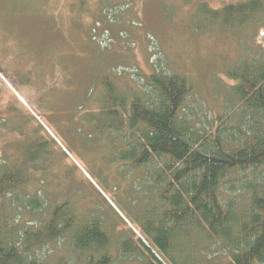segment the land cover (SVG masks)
<instances>
[{
  "label": "trees",
  "instance_id": "trees-1",
  "mask_svg": "<svg viewBox=\"0 0 264 264\" xmlns=\"http://www.w3.org/2000/svg\"><path fill=\"white\" fill-rule=\"evenodd\" d=\"M132 1L97 0L91 32L101 26L121 37L115 11L122 4L130 18ZM191 20L199 32L242 37L237 61L218 78L219 111H193L191 81L159 63L137 75L132 91L102 76L98 109L82 116L84 136L106 143L104 161L121 167L119 177L138 174L137 234L118 233V220L105 222L68 198L50 201L43 161L51 152L33 140L18 160L0 158V264H264V43L256 42L264 0L220 9L201 1ZM121 29L128 36L132 26ZM31 182L39 184L34 194Z\"/></svg>",
  "mask_w": 264,
  "mask_h": 264
},
{
  "label": "rangeland",
  "instance_id": "rangeland-1",
  "mask_svg": "<svg viewBox=\"0 0 264 264\" xmlns=\"http://www.w3.org/2000/svg\"><path fill=\"white\" fill-rule=\"evenodd\" d=\"M96 1L0 0V158L12 163L30 142L41 140L44 152H51L43 161L50 171V201L68 198L80 211L118 220V233L130 228L137 234L132 227L142 197L133 184L138 174L119 177L121 167L104 161L106 143L84 136L82 116L98 109L93 100L102 76L111 74L132 91L137 75L147 76L159 63L157 69L191 81L193 111H219L225 89L219 79L237 61L242 37L199 32L191 18L201 1L220 9L241 0H133L130 18L122 4L115 11L113 28L121 37L101 26L91 32ZM127 24L128 36L121 29ZM40 164L36 171L45 173ZM37 182L27 187L32 194Z\"/></svg>",
  "mask_w": 264,
  "mask_h": 264
},
{
  "label": "built area",
  "instance_id": "built-area-1",
  "mask_svg": "<svg viewBox=\"0 0 264 264\" xmlns=\"http://www.w3.org/2000/svg\"><path fill=\"white\" fill-rule=\"evenodd\" d=\"M260 36L263 37L264 36V33H261Z\"/></svg>",
  "mask_w": 264,
  "mask_h": 264
}]
</instances>
